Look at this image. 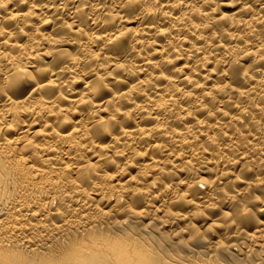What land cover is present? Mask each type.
<instances>
[{"label":"bare ground","instance_id":"1","mask_svg":"<svg viewBox=\"0 0 264 264\" xmlns=\"http://www.w3.org/2000/svg\"><path fill=\"white\" fill-rule=\"evenodd\" d=\"M0 264H264V0H0Z\"/></svg>","mask_w":264,"mask_h":264},{"label":"rangeland","instance_id":"2","mask_svg":"<svg viewBox=\"0 0 264 264\" xmlns=\"http://www.w3.org/2000/svg\"><path fill=\"white\" fill-rule=\"evenodd\" d=\"M253 204V203H252ZM252 204H249L248 206H249V209L251 208V209H254V206H252ZM251 206V207H250Z\"/></svg>","mask_w":264,"mask_h":264}]
</instances>
